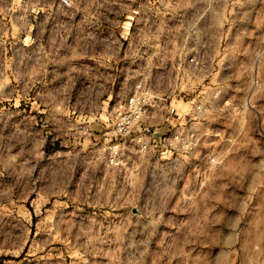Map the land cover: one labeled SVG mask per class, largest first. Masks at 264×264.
<instances>
[{"label": "rangeland", "instance_id": "obj_1", "mask_svg": "<svg viewBox=\"0 0 264 264\" xmlns=\"http://www.w3.org/2000/svg\"><path fill=\"white\" fill-rule=\"evenodd\" d=\"M70 1L0 0V264H264V0ZM92 20L100 57L174 62L124 135L80 107Z\"/></svg>", "mask_w": 264, "mask_h": 264}, {"label": "crops", "instance_id": "obj_2", "mask_svg": "<svg viewBox=\"0 0 264 264\" xmlns=\"http://www.w3.org/2000/svg\"><path fill=\"white\" fill-rule=\"evenodd\" d=\"M91 29V52L89 59L85 60V62L90 64V67L85 73L89 74L91 79L101 81L102 85L98 89L93 88L87 92L88 94L85 95L87 98L86 102L80 104L82 111H93L94 108L96 109L97 107L104 110L105 106L110 104L112 98L114 99V102L121 99L119 105H122L130 96L131 88H134L140 78L153 80L159 77V75L165 73L170 80L172 79L173 59L171 58L169 61L168 70L165 72L159 71V59H155V55L159 51V44L155 41L148 43L146 46L133 45L129 59L122 58L120 54L112 57L109 55V51L105 56L100 57L98 51V20L94 22L93 20L91 21ZM145 48L147 49V58L142 59V52H140V49ZM49 49V53H47L46 47L44 46L43 59H48L47 54L50 56L57 54V47L55 45L51 44ZM81 58L82 57H80V59ZM175 62H177L176 59ZM76 63H79V61H76ZM80 63H83L82 59ZM122 80L124 82H122ZM128 87L130 88L128 89ZM176 96L177 90L173 89V86L171 85L165 102L161 101V97L157 98L160 100V104H167L170 102V105H172ZM77 106L79 105L77 104ZM119 110L122 111L121 108H119ZM250 242L252 249H257V251H252L251 254L264 256V233L261 227L258 229V237H252Z\"/></svg>", "mask_w": 264, "mask_h": 264}, {"label": "built area", "instance_id": "obj_3", "mask_svg": "<svg viewBox=\"0 0 264 264\" xmlns=\"http://www.w3.org/2000/svg\"><path fill=\"white\" fill-rule=\"evenodd\" d=\"M60 4L66 8L72 6L70 0H60ZM186 62L196 66L200 64L199 59L196 57H188ZM156 99L146 84L136 83L130 96L119 107L124 113L116 123L115 133L119 135L126 134L130 127H133L135 123L139 122L145 115H147L150 109H154L157 106ZM150 117L154 118V115Z\"/></svg>", "mask_w": 264, "mask_h": 264}]
</instances>
